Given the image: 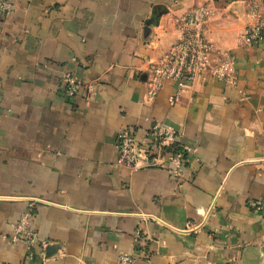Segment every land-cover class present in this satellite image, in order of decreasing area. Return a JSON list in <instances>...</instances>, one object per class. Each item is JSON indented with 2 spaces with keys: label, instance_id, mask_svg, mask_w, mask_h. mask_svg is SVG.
Wrapping results in <instances>:
<instances>
[{
  "label": "crops",
  "instance_id": "obj_1",
  "mask_svg": "<svg viewBox=\"0 0 264 264\" xmlns=\"http://www.w3.org/2000/svg\"><path fill=\"white\" fill-rule=\"evenodd\" d=\"M10 1L0 17V264H117L123 254L264 264V0ZM206 5L211 58L230 55L237 82L199 78L173 105L168 83L148 102L150 64L182 35L176 19ZM259 21L261 40L248 42ZM68 72L92 96L68 99ZM148 117L189 149L179 185L165 169L117 164L118 132L142 137ZM30 204L44 258L9 239Z\"/></svg>",
  "mask_w": 264,
  "mask_h": 264
},
{
  "label": "built area",
  "instance_id": "obj_2",
  "mask_svg": "<svg viewBox=\"0 0 264 264\" xmlns=\"http://www.w3.org/2000/svg\"><path fill=\"white\" fill-rule=\"evenodd\" d=\"M210 6V3H207ZM14 5L10 0H0V17L12 13ZM254 16L258 15L255 10ZM210 9L206 6L199 7L190 15H183L176 19L184 26L181 37L169 45L160 57L150 64L146 79V100L152 102L163 90L166 84L175 86V93L168 97L169 104L177 103L182 95L199 78L211 77L234 85L237 75L233 59L227 53L220 54V58L214 61L211 58L212 45L204 35V24L211 18ZM248 42L254 43L262 38V23L259 21L251 27L247 34ZM60 83L65 96L75 99L85 94L92 96L93 87L84 84L81 79L72 73H65ZM149 123L145 134L138 137L130 129H121L117 134V164L133 170L140 168L165 169L176 185L181 183L186 168V156L189 151L179 144L180 135L170 127L148 117ZM254 206L256 203L250 202ZM33 204L11 226L13 233L9 239L12 242L22 241L29 249L36 246L44 258L48 241L39 239L33 226ZM134 259L129 255H120L117 264H133ZM230 264H239L232 260Z\"/></svg>",
  "mask_w": 264,
  "mask_h": 264
}]
</instances>
